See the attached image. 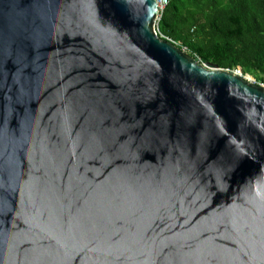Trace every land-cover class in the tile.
Segmentation results:
<instances>
[{"label": "water", "instance_id": "1", "mask_svg": "<svg viewBox=\"0 0 264 264\" xmlns=\"http://www.w3.org/2000/svg\"><path fill=\"white\" fill-rule=\"evenodd\" d=\"M158 14L0 0V264H264V86Z\"/></svg>", "mask_w": 264, "mask_h": 264}, {"label": "trees", "instance_id": "2", "mask_svg": "<svg viewBox=\"0 0 264 264\" xmlns=\"http://www.w3.org/2000/svg\"><path fill=\"white\" fill-rule=\"evenodd\" d=\"M157 28L201 63L264 84V0H170Z\"/></svg>", "mask_w": 264, "mask_h": 264}, {"label": "built area", "instance_id": "3", "mask_svg": "<svg viewBox=\"0 0 264 264\" xmlns=\"http://www.w3.org/2000/svg\"><path fill=\"white\" fill-rule=\"evenodd\" d=\"M156 2H157V5H158V9H159V14H158V22L160 21V19H161V16H162V14H163V11L165 10V8L168 6V4L170 3V0H156ZM158 22H157V26H158ZM157 30H158V28H157ZM165 38V37H164ZM167 39V38H166ZM240 75H242V76H244V74H243V72H242V70H241V68H239L238 70H236ZM254 80V79H253ZM252 80V81H253ZM253 82H255L256 83V81L254 80ZM257 84H259V83H257ZM260 85H263L264 86V84L263 83H260Z\"/></svg>", "mask_w": 264, "mask_h": 264}, {"label": "rangeland", "instance_id": "4", "mask_svg": "<svg viewBox=\"0 0 264 264\" xmlns=\"http://www.w3.org/2000/svg\"><path fill=\"white\" fill-rule=\"evenodd\" d=\"M248 78H250V80L252 81L253 79L251 77L248 76ZM254 81V80H253Z\"/></svg>", "mask_w": 264, "mask_h": 264}, {"label": "bare ground", "instance_id": "5", "mask_svg": "<svg viewBox=\"0 0 264 264\" xmlns=\"http://www.w3.org/2000/svg\"><path fill=\"white\" fill-rule=\"evenodd\" d=\"M250 80V78H248Z\"/></svg>", "mask_w": 264, "mask_h": 264}, {"label": "clouds", "instance_id": "6", "mask_svg": "<svg viewBox=\"0 0 264 264\" xmlns=\"http://www.w3.org/2000/svg\"><path fill=\"white\" fill-rule=\"evenodd\" d=\"M245 76V75H244ZM253 78V77H252ZM254 79V78H253Z\"/></svg>", "mask_w": 264, "mask_h": 264}]
</instances>
